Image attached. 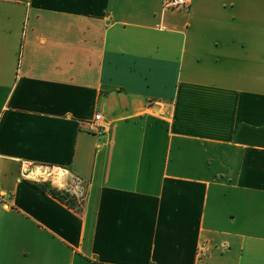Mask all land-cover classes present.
Returning <instances> with one entry per match:
<instances>
[{
	"label": "crops",
	"instance_id": "1",
	"mask_svg": "<svg viewBox=\"0 0 264 264\" xmlns=\"http://www.w3.org/2000/svg\"><path fill=\"white\" fill-rule=\"evenodd\" d=\"M186 1L0 0V264H264V0Z\"/></svg>",
	"mask_w": 264,
	"mask_h": 264
},
{
	"label": "built area",
	"instance_id": "2",
	"mask_svg": "<svg viewBox=\"0 0 264 264\" xmlns=\"http://www.w3.org/2000/svg\"><path fill=\"white\" fill-rule=\"evenodd\" d=\"M186 4H187L186 0H165L164 8L171 10H178L184 7ZM88 130L97 135H101L106 131L105 127L102 125V116L100 114H96L93 120L88 123ZM64 176L59 177L60 178L59 185L63 184L64 191L68 195H70L73 199H75L76 201H82L85 190L84 182L74 176H70L67 182ZM1 199L2 196L0 195V200ZM202 252L203 251L200 250V253Z\"/></svg>",
	"mask_w": 264,
	"mask_h": 264
},
{
	"label": "bare ground",
	"instance_id": "3",
	"mask_svg": "<svg viewBox=\"0 0 264 264\" xmlns=\"http://www.w3.org/2000/svg\"><path fill=\"white\" fill-rule=\"evenodd\" d=\"M46 169V168H45ZM60 173H58V174H60L59 176H64V173L62 172V171H59ZM45 173H47V172H44L41 168H39V167H36V168H33V170H32V174H30V176H38V175H41V174H45ZM34 174V175H33ZM57 174V175H58ZM51 176V175H50ZM59 176H57V177H55L54 178V180H55V183L56 184H59L60 183V178H59ZM63 185V184H62Z\"/></svg>",
	"mask_w": 264,
	"mask_h": 264
},
{
	"label": "trees",
	"instance_id": "4",
	"mask_svg": "<svg viewBox=\"0 0 264 264\" xmlns=\"http://www.w3.org/2000/svg\"><path fill=\"white\" fill-rule=\"evenodd\" d=\"M50 193L56 197L57 199H59L61 202L67 203L68 205H70V200L67 199V197L65 195L60 194L58 191L51 189Z\"/></svg>",
	"mask_w": 264,
	"mask_h": 264
},
{
	"label": "rangeland",
	"instance_id": "5",
	"mask_svg": "<svg viewBox=\"0 0 264 264\" xmlns=\"http://www.w3.org/2000/svg\"><path fill=\"white\" fill-rule=\"evenodd\" d=\"M44 172H45V170H43ZM36 178H38V177H36ZM48 178V177H47ZM56 191H58V190H61V189H58L57 187H56V189H55ZM68 196V195H67ZM69 197V196H68Z\"/></svg>",
	"mask_w": 264,
	"mask_h": 264
}]
</instances>
